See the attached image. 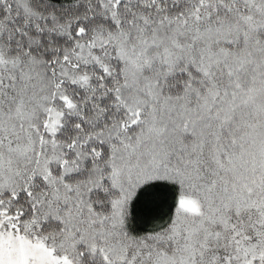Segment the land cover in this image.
Wrapping results in <instances>:
<instances>
[{
    "label": "snow or ice",
    "instance_id": "1",
    "mask_svg": "<svg viewBox=\"0 0 264 264\" xmlns=\"http://www.w3.org/2000/svg\"><path fill=\"white\" fill-rule=\"evenodd\" d=\"M0 264H264V0H0Z\"/></svg>",
    "mask_w": 264,
    "mask_h": 264
}]
</instances>
